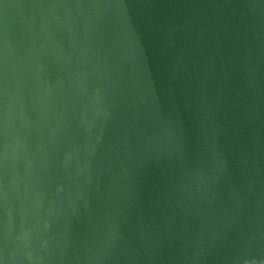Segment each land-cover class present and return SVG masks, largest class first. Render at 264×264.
<instances>
[{
    "label": "water",
    "instance_id": "water-1",
    "mask_svg": "<svg viewBox=\"0 0 264 264\" xmlns=\"http://www.w3.org/2000/svg\"><path fill=\"white\" fill-rule=\"evenodd\" d=\"M0 264H264V0H0Z\"/></svg>",
    "mask_w": 264,
    "mask_h": 264
}]
</instances>
